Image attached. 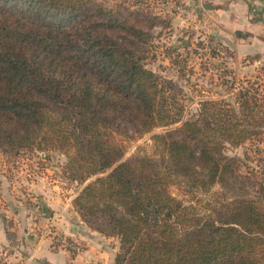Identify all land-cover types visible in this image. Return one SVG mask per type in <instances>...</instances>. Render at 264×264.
Returning a JSON list of instances; mask_svg holds the SVG:
<instances>
[{
  "label": "trees",
  "instance_id": "trees-1",
  "mask_svg": "<svg viewBox=\"0 0 264 264\" xmlns=\"http://www.w3.org/2000/svg\"><path fill=\"white\" fill-rule=\"evenodd\" d=\"M146 15L123 1L0 0V151L63 152L82 185L73 207L118 240L114 264H264V196L237 183L226 153L260 134L264 94L204 99L185 119L184 90L147 67ZM156 128L151 153L123 159ZM172 186L221 190L199 210Z\"/></svg>",
  "mask_w": 264,
  "mask_h": 264
},
{
  "label": "rangeland",
  "instance_id": "rangeland-1",
  "mask_svg": "<svg viewBox=\"0 0 264 264\" xmlns=\"http://www.w3.org/2000/svg\"><path fill=\"white\" fill-rule=\"evenodd\" d=\"M100 1L107 6L122 1L129 2L133 4L134 9L141 8L145 11V28L151 35L147 67L184 90L186 94L183 101L187 109L185 119L198 111L200 101L204 99H222L233 103L237 91L242 87L243 90L255 89L259 95L264 94V60H235L232 50L221 42V35L218 34L220 30L215 26H206L205 22L198 24L199 15L196 16V11H192L191 6L184 0ZM166 47L177 50L179 55L174 54L173 59L182 68L183 76L178 73V67L166 57ZM163 130L164 128H156L141 138L129 141L123 159L137 153H151V136ZM226 153L238 158L239 167L235 173L237 183L243 184L248 195L262 198L264 126L252 141H247L239 147H228ZM65 162L66 156L60 151H24L16 156H9L0 151V167L5 170L4 175L8 183L60 184L69 189L71 195H75L74 192L77 191V195L82 185L70 181L62 172ZM220 190L219 186H214L205 194L191 196L182 193L175 186L170 188L173 197L184 204H195L199 210L203 208L204 202L215 200ZM236 192H226V197L230 198ZM86 225L89 227L88 223ZM108 238L109 246L118 245L115 237Z\"/></svg>",
  "mask_w": 264,
  "mask_h": 264
},
{
  "label": "crops",
  "instance_id": "crops-1",
  "mask_svg": "<svg viewBox=\"0 0 264 264\" xmlns=\"http://www.w3.org/2000/svg\"><path fill=\"white\" fill-rule=\"evenodd\" d=\"M184 1L199 15L198 24L220 30L235 60H264V0ZM4 171L0 167V264H114L118 245L109 246L110 238L82 221L73 207L77 191L71 195L53 183H8Z\"/></svg>",
  "mask_w": 264,
  "mask_h": 264
},
{
  "label": "built area",
  "instance_id": "built-area-1",
  "mask_svg": "<svg viewBox=\"0 0 264 264\" xmlns=\"http://www.w3.org/2000/svg\"><path fill=\"white\" fill-rule=\"evenodd\" d=\"M56 240H57V242H59L60 244H61V243L64 244V243L67 242V240H66L65 238H63V237H59V236H56ZM72 246H74V248H75L76 251L80 250V244H79L78 242H74ZM4 255H5L4 251H0V256H4ZM2 264H5V263H2Z\"/></svg>",
  "mask_w": 264,
  "mask_h": 264
}]
</instances>
